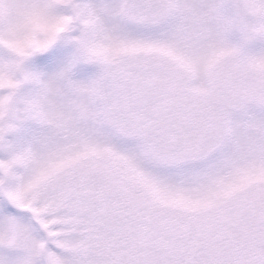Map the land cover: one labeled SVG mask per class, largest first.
<instances>
[{"label": "snow or ice", "instance_id": "1", "mask_svg": "<svg viewBox=\"0 0 264 264\" xmlns=\"http://www.w3.org/2000/svg\"><path fill=\"white\" fill-rule=\"evenodd\" d=\"M0 264H264V0H0Z\"/></svg>", "mask_w": 264, "mask_h": 264}]
</instances>
